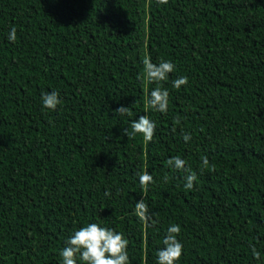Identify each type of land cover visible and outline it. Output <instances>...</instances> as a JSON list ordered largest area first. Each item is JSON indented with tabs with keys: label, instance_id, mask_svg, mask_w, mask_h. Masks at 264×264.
I'll return each instance as SVG.
<instances>
[{
	"label": "trees",
	"instance_id": "trees-1",
	"mask_svg": "<svg viewBox=\"0 0 264 264\" xmlns=\"http://www.w3.org/2000/svg\"><path fill=\"white\" fill-rule=\"evenodd\" d=\"M141 115L150 140L125 131ZM86 222L122 232L130 264H157L172 223L178 264H264V0H0V264H61Z\"/></svg>",
	"mask_w": 264,
	"mask_h": 264
},
{
	"label": "clouds",
	"instance_id": "clouds-1",
	"mask_svg": "<svg viewBox=\"0 0 264 264\" xmlns=\"http://www.w3.org/2000/svg\"><path fill=\"white\" fill-rule=\"evenodd\" d=\"M17 37V29L12 26L8 30L7 38L15 41ZM175 69L173 61L161 59L158 63H153L150 60L145 61V70L149 80L163 81L168 77V74ZM188 83L186 75L178 76L172 81L175 88ZM42 104L48 108H56L60 103V95L57 89H51L41 93ZM169 99V89L166 87L157 86L150 91V104L159 111H167ZM116 111L124 114L129 111V107L121 105ZM156 127V122L150 119L147 115H141L138 119L133 120L130 125V130L125 129L127 135L135 133H143L146 139H151ZM191 134L185 133L184 140L190 139ZM204 165L208 164L206 155L201 157ZM168 165L176 169L186 168L185 159L181 156H172L168 160ZM153 179L151 173L142 172L139 174L141 184L149 182ZM186 183L184 187L191 189L194 187L196 175L189 173L185 177ZM136 208L139 209L141 215L147 214L148 205L140 199L136 202ZM180 225L176 223L170 224L166 233L162 238L163 247L157 250L155 259L157 264H178L180 257L183 254L184 245L178 238ZM128 238L120 231L112 227H108L100 222H86L82 226L77 227L67 237L64 246L60 249L61 264H130L128 252ZM253 255L260 257L261 253L255 245H252Z\"/></svg>",
	"mask_w": 264,
	"mask_h": 264
}]
</instances>
